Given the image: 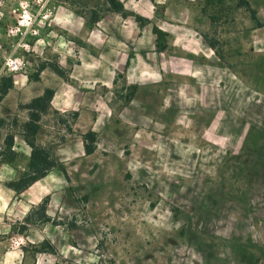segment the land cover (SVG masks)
Listing matches in <instances>:
<instances>
[{"label":"rangeland","instance_id":"rangeland-1","mask_svg":"<svg viewBox=\"0 0 264 264\" xmlns=\"http://www.w3.org/2000/svg\"><path fill=\"white\" fill-rule=\"evenodd\" d=\"M178 2L187 11L178 8L165 51L146 42L140 50L122 47L123 57H160V64L144 62L133 76H115L108 90L97 88L109 107L108 138L95 137L94 156L71 164L58 197L41 199L53 214L48 223L39 220V203L29 208L24 196L17 200L13 186L25 185L30 175L1 164L15 162L4 141L21 135L24 106L42 89L52 90L44 85H56L52 67L67 76L77 57H89L73 20L75 12L100 13L103 0H50L48 8L74 13L63 27L46 21L40 30V37L55 31L71 41L63 66L51 46L42 54L31 50L40 37L24 40L29 51L17 50L25 62L12 77L0 55V88L10 78L27 97L14 111L0 110V251L21 247L31 257L51 248L41 264H264V0ZM18 3L0 0L4 55L17 42L7 32L18 26ZM129 86L135 92L127 99ZM78 97L68 94L70 102ZM55 111L40 114L36 132L51 154L75 135L71 114L77 111ZM22 205L29 210L17 219ZM0 264L7 263L0 258Z\"/></svg>","mask_w":264,"mask_h":264},{"label":"crops","instance_id":"crops-1","mask_svg":"<svg viewBox=\"0 0 264 264\" xmlns=\"http://www.w3.org/2000/svg\"><path fill=\"white\" fill-rule=\"evenodd\" d=\"M118 1L123 5L125 11L141 16L148 21V24L140 28L130 17L122 19L118 14L106 13L95 25L88 28L84 19L75 15L74 20L72 19L75 25L74 35L76 40L82 41L85 47L82 49L87 51L89 57H77V61L72 64L66 80L58 77L57 82L53 81L56 83L55 86L44 85L42 87L52 88L51 108L56 111H77V117L73 124L74 137L64 144L54 147L52 154L53 159L62 165L67 180L71 179L70 168L72 163L88 159L94 156L98 150V143L95 142L93 153L85 155L81 135L91 131L95 134L96 139L108 138V124L111 126L109 107L105 101V96L102 97L97 88L103 87L108 90L113 86L116 75H123L125 78L133 76L144 62L150 65L160 64V57H137V54L129 59L128 57H123L122 47L130 45L134 47L135 51L140 50V45L143 42L154 45V36L151 33L153 26L164 33L166 32L168 37H171L170 31L178 26L175 21L179 13L178 8L184 6L178 0ZM157 6L161 7L159 13L155 10ZM186 11V6H184L180 12L186 13ZM80 19L84 21L82 25L79 23ZM182 26L187 27L186 25L179 27ZM92 65L94 67H90ZM70 93H78V99L70 102L68 100V94ZM26 99V93L12 85L0 101V110L4 112L14 111L17 108V103H24ZM100 121L102 122V130L98 132L97 127ZM36 135V144L40 147L45 146L39 135ZM0 143H3V141L0 140ZM10 150L15 154V162L13 164L0 163L4 166L12 167V169L17 167L21 171H28L30 148L24 143L20 135L13 136V144ZM49 175L53 177L52 180L48 179ZM56 178L62 179L63 182L64 180L66 181L59 169L53 168L43 178H39V180L17 194V200L24 196V199L28 200L26 205L29 208L36 206L38 203L40 204L46 198L48 202H52L53 196L58 197L59 192L64 187V183H55ZM57 190L59 191L58 194H56ZM65 201V198H58L59 205L64 204ZM59 210L62 209L60 208ZM45 211L48 217H53V214H47L49 213L48 206L45 207ZM56 212L55 214H59L58 210ZM17 253H20V255H17ZM28 253L26 252L25 254L21 247L15 248L13 246L0 251V258L1 261H6L7 264H41V261L44 262V257L49 258L48 256H50V254L46 253L33 252L31 257H29ZM56 255H58V252ZM29 260L32 262L28 263ZM49 262L51 261L48 259L47 263Z\"/></svg>","mask_w":264,"mask_h":264},{"label":"trees","instance_id":"trees-1","mask_svg":"<svg viewBox=\"0 0 264 264\" xmlns=\"http://www.w3.org/2000/svg\"><path fill=\"white\" fill-rule=\"evenodd\" d=\"M152 1V0H150ZM104 8L100 13H96L94 10L89 11V14L86 15L82 12H75V14L82 19H84L85 23L88 27H92L96 24V22L106 13H115L118 14L122 19H125L127 17H131L134 21V23L138 27H144L148 24V21L141 16L129 13L125 11L123 5L118 0H103ZM246 8H248L251 20L255 23V26L257 28L261 27L260 23L256 19V14L254 11H252L249 6L245 3ZM151 33L154 36V47L155 51L158 53H162L165 51L167 44V34L166 32H162L155 26L152 27ZM208 46L211 50H213V46L208 43ZM215 56L221 61L222 56L216 52L213 51ZM52 72L59 77L60 79L66 80L67 76L64 73L62 69H60L57 66H54L51 68ZM122 78L120 75H116L115 79ZM115 79L113 81V84H115ZM12 85L11 79H5V83L0 88V101L2 98L6 95L8 90ZM127 89L130 90V93L128 95V98H132L133 94L135 92V88L133 86L127 87ZM53 97V91L51 89H44L43 93L40 97L32 100L28 105L24 106L26 110H28V120L23 124L22 126V132L21 137L24 143L30 148V160H29V167H28V174L30 175V179L28 182H26L23 186H13V189L16 193H21L23 190H25L29 185L33 184L39 178H43L48 171H50L53 168L59 169V171L64 175L65 179V172L61 164L57 163L49 150L46 148H42L38 146L35 143V135L38 130V122L40 120V114L46 113L50 109V102ZM128 100L126 101V103ZM55 114L56 111L54 112ZM72 120L75 121L77 117V113L71 114ZM70 132V130H68ZM81 140L83 142V149L85 155H90L93 153L95 149V134L91 131H88L87 133L81 135ZM13 144V135H8L4 141L5 147H10ZM12 186H10L12 188ZM45 207H46V201H42L40 205L38 206L39 213V220L48 223L50 221V218L45 214ZM39 253H48L53 254V250L51 248H46L41 251H36Z\"/></svg>","mask_w":264,"mask_h":264},{"label":"clouds","instance_id":"clouds-1","mask_svg":"<svg viewBox=\"0 0 264 264\" xmlns=\"http://www.w3.org/2000/svg\"><path fill=\"white\" fill-rule=\"evenodd\" d=\"M33 2L36 5L35 9H33L30 0H19V14L16 15L18 27L9 26L7 35L15 37L17 33H19L20 38L11 46L10 53L7 55L0 53V55L3 56L4 64L12 71H16L18 68L23 67V57H17L16 53L18 49L29 51V45L24 42L25 37L28 35H31L32 37H40V30L45 26L46 21H48L49 24L55 23L63 27L64 24L68 23L73 17V13L66 7L57 6L54 10L48 8L47 5L50 0H33ZM79 23L82 25L84 21L80 19ZM33 25H35V27H33ZM53 41H55V44L52 43ZM47 46H51L53 52H60L61 59L59 60V64L61 66L64 65V57L72 54L71 41H66L63 36L58 35L55 31H49L46 34V37L37 38L31 50L42 54L44 48ZM90 67H94V65ZM110 75L112 74L110 73ZM87 86L90 87L91 85ZM5 170L7 171V168H5ZM48 179L52 180L53 177L49 175ZM55 183L62 184L63 181L62 179L56 178ZM22 207L23 212L17 215V219L21 218L29 210L27 206L22 205ZM47 214L51 215V213ZM5 231H7V228H5ZM36 238L42 239L39 233L36 234ZM17 242L22 243L23 240L18 239ZM17 255H20V253H17Z\"/></svg>","mask_w":264,"mask_h":264},{"label":"built area","instance_id":"built-area-1","mask_svg":"<svg viewBox=\"0 0 264 264\" xmlns=\"http://www.w3.org/2000/svg\"><path fill=\"white\" fill-rule=\"evenodd\" d=\"M16 27H18V26H16ZM28 36H31V35H28ZM27 36V37H28ZM27 37H25V39L27 38ZM32 37V36H31ZM15 40H19V33H17V35L15 36V37H13ZM18 57V56H17ZM2 60H3V57H2ZM23 61L25 62V60H24V57H23ZM3 63H4V60H3ZM5 65V64H4ZM24 65V64H23ZM5 68H6V70L9 72V74L11 75V77H12V75H14V74H16V73H18L19 71H21V69H22V67L21 68H18L16 71H12V70H10L6 65H5Z\"/></svg>","mask_w":264,"mask_h":264}]
</instances>
